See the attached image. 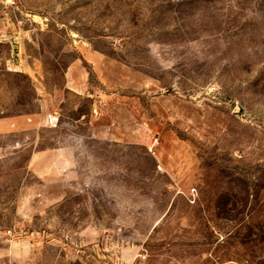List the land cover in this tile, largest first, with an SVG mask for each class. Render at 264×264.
<instances>
[{
	"label": "rangeland",
	"instance_id": "1",
	"mask_svg": "<svg viewBox=\"0 0 264 264\" xmlns=\"http://www.w3.org/2000/svg\"><path fill=\"white\" fill-rule=\"evenodd\" d=\"M230 263L264 264V0H0V264Z\"/></svg>",
	"mask_w": 264,
	"mask_h": 264
},
{
	"label": "built area",
	"instance_id": "2",
	"mask_svg": "<svg viewBox=\"0 0 264 264\" xmlns=\"http://www.w3.org/2000/svg\"><path fill=\"white\" fill-rule=\"evenodd\" d=\"M47 124L51 127H56L57 126V118L54 117L53 115H49L47 117ZM230 264H239V263H230Z\"/></svg>",
	"mask_w": 264,
	"mask_h": 264
}]
</instances>
